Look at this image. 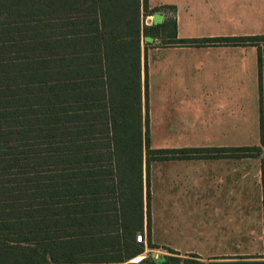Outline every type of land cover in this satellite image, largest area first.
<instances>
[{"label":"trees","instance_id":"1","mask_svg":"<svg viewBox=\"0 0 264 264\" xmlns=\"http://www.w3.org/2000/svg\"><path fill=\"white\" fill-rule=\"evenodd\" d=\"M167 7L149 9L148 0H0V264H43L47 253L57 264H120L144 251L136 241L142 230L140 108L137 117L116 115L111 97L135 87L101 84L109 75L102 63L110 62L113 45L119 54L133 45L137 69L141 36L182 45L264 43V34L177 38L175 17L141 24V15ZM258 75L264 145V47ZM149 140L146 130L147 234L155 248L150 159L219 157L234 148L150 149ZM261 145L241 150L257 156ZM116 188L121 195H112ZM168 252L129 264H205L196 254ZM259 257L209 264H264Z\"/></svg>","mask_w":264,"mask_h":264},{"label":"crops","instance_id":"2","mask_svg":"<svg viewBox=\"0 0 264 264\" xmlns=\"http://www.w3.org/2000/svg\"><path fill=\"white\" fill-rule=\"evenodd\" d=\"M205 5H215L218 10L222 9V15L235 23L222 31L185 33L183 30L186 28L191 29L210 21L207 20L206 14L200 15L197 12V9ZM156 6L170 7L146 15L145 21L141 15V24L161 23L167 18L175 17L177 38L264 34V27L259 31L243 30V27L257 26V21H263L264 0H223L215 3L200 0H148L149 9ZM263 47L264 43L182 45L163 43L161 39L148 43L141 36L137 69L133 45L123 48L126 50L125 54H119V45H113L112 51H109L110 62L102 63L104 71H109V75L104 73L101 84L135 87L121 89L130 91V95L111 97L116 115L137 117L138 105L140 108L143 139L142 230L139 233L144 234V243H147L148 248L143 245L144 251L134 258L141 256L142 259L152 255L156 248L164 249L160 257L170 255L168 248H171L182 256L196 254L205 264H209L212 261H229L249 255L230 251H202V248L208 250L206 244L246 243L248 240L264 243V155L260 153L257 156H247L245 150H241L246 146L261 145L258 51ZM153 58L157 63L159 78L166 84L162 94L167 101L166 105L171 107L178 102L185 107L184 111H173L172 108L165 112L160 111L158 122L153 120L150 110L148 85V68L151 66L148 63ZM175 80L189 81L193 84L191 90L177 87L167 89V84ZM189 102L190 108L185 106ZM146 130L149 131L150 149L234 148L219 157L150 159L149 240L158 246L155 248L149 247L147 234V149L144 141ZM154 131H157L159 137L157 142ZM248 131L254 133L259 144L247 143ZM262 149L264 145H261ZM155 179L164 195L207 196L206 202L200 206L199 198H195L196 202L190 208L167 201L159 205L158 235L156 211L152 206ZM127 189L132 191V188L128 187L124 191L127 192ZM115 193L121 195V190L116 188L112 195ZM220 196H224L223 201H220ZM189 209L197 216H201L198 212L205 211L207 216L194 224L185 219L188 215L182 213L183 210ZM173 235L180 240H176ZM174 240L179 241L181 245L175 244ZM194 242L198 247L193 245ZM52 251L54 255L55 249ZM147 252L149 254H145ZM83 255V252H79L75 256L81 258ZM45 257L48 261L43 264H55L49 253ZM130 262L135 261L131 259L120 264Z\"/></svg>","mask_w":264,"mask_h":264},{"label":"rangeland","instance_id":"3","mask_svg":"<svg viewBox=\"0 0 264 264\" xmlns=\"http://www.w3.org/2000/svg\"><path fill=\"white\" fill-rule=\"evenodd\" d=\"M200 1H211V2H222L223 0H200ZM185 12V11H184ZM183 12V13H184ZM197 12L200 15L206 14V18L207 20L209 19V22H206L205 24H201L199 26H194V28H186V30H183L185 33H191L192 31H203V32H207V31H222L223 29H229L226 27H229L230 25H233L235 23V21H229L228 18L224 17L222 15V9H217L215 5H205L202 8L197 9ZM213 16V18H211ZM205 17V16H204ZM146 20L145 16H144V21ZM248 23L249 20H247ZM258 24H260V27H258ZM257 26L253 27H249L250 25H248L247 28L243 27V30H255V31H259V29H262L264 27V18L263 21L258 22L257 21ZM247 26V24H246ZM220 28V29H219ZM258 35V34H257ZM150 60V57H149ZM154 58L148 63V65H151L148 68V85H149V97H150V110L152 112V116H153V120L155 122H158V116H159V112H165L166 110H168L169 108H172L173 111H184L185 107L183 106L184 104H179L178 102L176 104H174L173 106H167L166 103L167 101H165V99L163 98L162 94L163 91L166 89L164 87L163 82H161L160 78H159V74H158V69H157V63L153 61ZM192 83H190L189 81H173L172 83L169 82L167 84V86H169L167 89H175L174 87H177L178 89H182V90H191L192 87ZM191 102H189V104H185V106H189L190 108ZM156 125V124H155ZM159 133V132H158ZM156 134V135H155ZM154 135H155V140L157 142V139L159 137H157V131H154ZM247 143L248 144H259V140L254 137V133L248 131V135H247ZM263 150V151H262ZM261 150V153L264 155V149ZM152 174H151V179H152ZM154 186V198H153V203L152 206H154V209L156 211V228H157V235H158V231H159V227L158 226V209H159V205H161L164 202H171V203H176V205L178 206H186L188 208H190V206L194 205V203L196 202L195 198H199L198 203L199 206L202 205L203 203L206 202V197L207 196H201V195H183V196H169V195H164L162 194V192L160 191L159 188V184L157 182V180L155 179L153 182ZM223 197L224 196H220V201H223ZM183 214L185 213L187 216L188 221H192L194 224L195 222L198 220L199 222H201V219H205V215L206 212H198V214H201V216H197L195 213H193V211L189 210H183L182 212ZM193 214L190 218V215ZM204 215V216H202ZM207 216V215H206ZM174 230H177L176 227H173ZM180 229H183L182 227H180ZM142 233V232H140ZM143 234V233H142ZM173 237L176 240H180V238H176L174 235ZM158 239V238H157ZM248 240L246 243H230V244H224V243H218V242H212L209 243L208 245L206 244L205 246L207 247L208 250H206V248H202V251H230V252H236L240 255L246 254V255H252V256H264V243H260L259 241H251ZM145 240V236L143 234V240L140 242L142 245H144V247H147V243ZM174 243L177 245H181L179 241H175ZM32 246H35L36 244H31ZM193 245H196V247H198V244L196 242L193 243ZM164 251L163 248H156L153 251L152 255H147L150 259H158L161 256V252ZM145 254H149L148 252ZM16 256V255H15ZM134 259V258H133ZM132 259V260H133ZM258 259H263L264 257H259ZM207 262H209V260H207ZM57 264V263H55Z\"/></svg>","mask_w":264,"mask_h":264},{"label":"built area","instance_id":"4","mask_svg":"<svg viewBox=\"0 0 264 264\" xmlns=\"http://www.w3.org/2000/svg\"><path fill=\"white\" fill-rule=\"evenodd\" d=\"M143 240V234L142 233H137L136 234V241L141 242ZM135 259V258H134ZM133 259V260H134Z\"/></svg>","mask_w":264,"mask_h":264},{"label":"bare ground","instance_id":"5","mask_svg":"<svg viewBox=\"0 0 264 264\" xmlns=\"http://www.w3.org/2000/svg\"><path fill=\"white\" fill-rule=\"evenodd\" d=\"M141 259V256H139V258L137 259V258H135L134 259V261L136 262V261H138V260H140Z\"/></svg>","mask_w":264,"mask_h":264}]
</instances>
